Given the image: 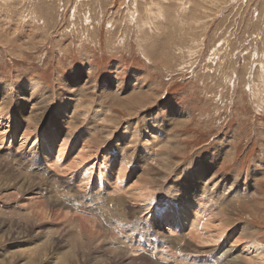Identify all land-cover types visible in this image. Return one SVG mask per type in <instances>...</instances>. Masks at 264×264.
<instances>
[{
    "label": "rangeland",
    "instance_id": "rangeland-1",
    "mask_svg": "<svg viewBox=\"0 0 264 264\" xmlns=\"http://www.w3.org/2000/svg\"><path fill=\"white\" fill-rule=\"evenodd\" d=\"M193 194L203 219L176 232L164 211ZM255 248L264 0H0V264H264Z\"/></svg>",
    "mask_w": 264,
    "mask_h": 264
},
{
    "label": "bare ground",
    "instance_id": "bare-ground-1",
    "mask_svg": "<svg viewBox=\"0 0 264 264\" xmlns=\"http://www.w3.org/2000/svg\"><path fill=\"white\" fill-rule=\"evenodd\" d=\"M7 2V1H6ZM160 14V13H159ZM221 25V24H220ZM152 27V26H151ZM197 45V44H196ZM25 79H27V78H25ZM24 81V80H23ZM26 81V80H25ZM39 82V81H38ZM41 83V82H40ZM43 94V93H42ZM72 94V93H71ZM71 96V95H70ZM64 99V98H63ZM61 101H62V99H61ZM65 101V100H64ZM63 102V101H62ZM53 103V102H52ZM43 108V107H42ZM7 109H8V107H7ZM32 109H34V108H32ZM40 109V108H39ZM44 109V108H43ZM4 110V109H3ZM45 110V109H44ZM6 111V110H5ZM41 112V111H40ZM40 112H39V114H40ZM104 114H106V113H104ZM108 114H112V113H109L108 112ZM42 115V114H41ZM32 116V115H31ZM110 116V115H109ZM108 116V117H109ZM76 117V116H75ZM102 117V116H101ZM111 117V116H110ZM113 117V116H112ZM41 118H42V116H41ZM117 118V117H116ZM30 119V118H29ZM29 119H28V121H29ZM32 119V118H31ZM39 119V118H38ZM103 119V118H102ZM115 119V118H114ZM41 120V119H40ZM109 120H111V119H109ZM33 121V120H32ZM39 121V120H38ZM107 121V120H106ZM96 122V121H95ZM113 122V121H112ZM118 122V121H117ZM36 123V122H35ZM111 123V122H110ZM119 125V124H118ZM118 125H116V126H118ZM115 126V125H114ZM126 132V131H125ZM158 133H159V131H158ZM137 137V136H136ZM37 138L40 140L39 142H40V145H39V147L43 150V154H44V157H45V160L47 161V162H50V161H58V159H59V154H61L62 153V149L61 148H58V146L59 145H57L56 144V141H54V140H52V139H50L48 136H45V135H43L42 133L40 134V135H38L37 136ZM26 139V138H25ZM25 139H21V141L23 142H25ZM168 139V138H167ZM96 140V139H95ZM95 140H93L92 142H94ZM132 140V139H131ZM131 140H130V142H131ZM64 142V141H63ZM98 142V141H97ZM152 142V141H151ZM150 142V143H151ZM90 144V143H89ZM94 145H95V142L93 143ZM169 144V143H168ZM86 145H88V143H86ZM165 145V144H164ZM91 146H92V144H91ZM96 146V145H95ZM95 146H93V147H95ZM160 147H162V145L160 146ZM88 148V147H87ZM92 148V147H91ZM149 148H152V146H149ZM159 148V147H158ZM168 148V147H167ZM95 149V148H94ZM101 149V148H100ZM148 149V148H147ZM161 149V148H160ZM77 148H76V153H77ZM149 150V149H148ZM153 150V149H152ZM88 151H89V149H88ZM95 151V150H94ZM101 151V150H100ZM179 151V150H178ZM97 152V151H96ZM152 151H150V153H151ZM167 152V151H166ZM177 154V153H176ZM76 155V154H75ZM90 155V154H89ZM94 155H95V153H94ZM153 155V154H152ZM91 156L92 155H90V158H91ZM160 156H161V154H160ZM167 156V155H166ZM175 156V155H174ZM88 157V156H87ZM73 158V157H72ZM214 158V157H213ZM86 159H89V157L88 158H86ZM152 159V158H151ZM157 159V158H156ZM169 159H170V157H169ZM169 159H167V160H169ZM172 159V158H171ZM77 160H78V158H77ZM79 161H80V159H79ZM174 161V160H173ZM158 162H160V163H163V161L161 162V161H158ZM166 163V162H165ZM175 163V162H174ZM167 164V163H166ZM161 165H163V164H161ZM168 165V164H167ZM170 166L172 165V164H169ZM168 165V166H169ZM178 165V164H177ZM164 166H165V164H164ZM172 166H174V165H172ZM167 168V167H166ZM165 169V168H164ZM167 169H169V168H167ZM171 169V168H170ZM8 170V169H7ZM163 170V169H162ZM173 170V169H172ZM148 171V170H147ZM149 171H151V170H149ZM148 171V172H149ZM157 171V170H156ZM148 172H145V173H147L148 174ZM159 172V171H158ZM166 172V171H165ZM152 173V172H151ZM156 173V172H155ZM171 173V172H170ZM156 174H158V173H156ZM164 174V173H163ZM145 176H146V174H144ZM144 176V177H145ZM191 176V175H190ZM141 177V176H140ZM139 177V178H140ZM148 177H149V175H148ZM161 177H163V176H161ZM197 177L198 178H200L201 176L198 174L197 175ZM141 178H143V177H141ZM201 178H203V177H201ZM146 179V178H145ZM144 179V180H145ZM151 180H152V178H150ZM142 180V179H141ZM103 181V180H102ZM197 181V180H196ZM100 183H102V182H99L98 181V184H100ZM144 183V182H143ZM136 184V183H135ZM134 184V185H135ZM142 184V183H141ZM148 184V183H147ZM30 185V184H29ZM144 185V184H143ZM150 185H152V184H150ZM149 185V186H150ZM145 186H146V188H145V190L147 189L148 190V188H147V185L145 184ZM144 186V187H145ZM158 186H160L159 184H158ZM200 186V185H199ZM139 187V186H138ZM144 187H143V189L142 190H144ZM150 188V187H149ZM156 188H157V186H156ZM206 188H207V186H206ZM210 188V187H209ZM154 189V188H153ZM159 189H161L160 187L158 188V190ZM172 189H173V186H172ZM190 189H192L191 187L189 188V190ZM142 190H140V192L142 191ZM144 190V191H145ZM156 190V189H155ZM204 190V189H203ZM149 191H151V190H149ZM154 191V190H153ZM152 191V192H153ZM206 191V190H205ZM210 191V190H209ZM214 191V190H213ZM152 192H147V194L148 193H151L152 194ZM155 192V191H154ZM204 192V191H203ZM207 192V191H206ZM205 192V193H206ZM143 193V192H142ZM208 193H211V192H208ZM139 194H141V193H139ZM144 194V193H143ZM7 195V194H6ZM133 196L132 197H134V194H132ZM195 194H193V196H192V198H191V200L190 201H184L183 203H181L180 205H177V206H174L173 207V205H171V206H169V209H173L174 210V213H172V212H170V213H168V211H164V216H166V217H168V215H171L170 216V218H168V226H170V227H173V229L177 232V231H179V229L181 228V227H183L184 228V226H187L188 228H190V229H193L196 225H197V221H200V220H202L203 219V216H204V214L202 215V212H201V209L199 208L200 206H199V202L197 201V199L195 198V196H199V195H195ZM243 195V194H242ZM245 195V194H244ZM135 196H136V193H135ZM148 196V195H147ZM209 196H210V194H209ZM218 196V195H217ZM221 196V195H220ZM11 197V196H10ZM131 197V196H130ZM130 197H127V198H130ZM131 197V198H132ZM138 197V196H137ZM150 197V196H149ZM153 197V196H152ZM130 198V199H131ZM137 199V198H136ZM227 199V198H226ZM127 201H128V199H126ZM142 200V199H141ZM140 200V201H141ZM144 200L145 199H143L142 201L144 202ZM195 202H194V201ZM231 200V199H230ZM130 202L132 201V200H129ZM139 201V200H138ZM146 201V200H145ZM220 201V200H219ZM224 201V200H223ZM196 202H198V204L196 203ZM226 201H224V203H225ZM128 203V202H127ZM135 203V202H134ZM152 203V202H151ZM229 203H230V201H229ZM131 204V203H130ZM153 204V203H152ZM227 204V203H226ZM51 205V204H50ZM125 205V204H124ZM127 205V204H126ZM223 205V204H222ZM221 205V206H222ZM229 205V204H228ZM136 206V205H135ZM233 206V205H232ZM231 206V207H232ZM254 207V206H253ZM123 208V207H122ZM126 208H128V207H126ZM227 208V207H226ZM228 209V208H227ZM227 211H229V210H227ZM226 212V211H225ZM228 213V212H227ZM231 213V212H230ZM173 214V215H172ZM219 214V213H218ZM134 215V214H133ZM207 215H208V213H207ZM212 215V214H211ZM222 215H226V214H222ZM229 216V215H228ZM251 216V215H250ZM67 217V216H66ZM207 217V216H206ZM223 217V216H222ZM212 218H214V217H212ZM211 218V219H212ZM219 218V217H218ZM219 219H221V216H220V218ZM223 219H224V217H223ZM229 219H230V217H229ZM212 221V220H211ZM210 221V222H211ZM215 221H216V219H215ZM217 221H218V219H217ZM224 221H225V219H224ZM223 221V222H224ZM230 220H228V222H229ZM226 222V221H225ZM225 222H224V224H222V227H223V229H221V230H219L218 232L217 231H215V232H217L216 234H214V235H211V234H209L210 235V237H208V241H206V242H215V241H221V237L224 235V233L226 234V232H225V227H227V225L225 224ZM234 222V221H233ZM40 223V222H39ZM42 223V222H41ZM215 223V222H214ZM35 224V223H34ZM37 224V223H36ZM47 224V223H46ZM218 224V223H217ZM12 225V224H11ZM47 225H49V224H47ZM207 225V224H206ZM208 225H209V223H208ZM207 225V226H208ZM211 225V224H210ZM210 225H209V227H210ZM236 225V224H235ZM13 226V225H12ZM198 226V225H197ZM218 226H221L220 225V223H219V225ZM217 226V227H218ZM229 226V225H228ZM249 226V225H248ZM25 227V226H24ZM209 227H207V228H209ZM213 227V224H212V226H211V228L210 229H213L212 228ZM216 226H215V228H217ZM231 227V226H230ZM51 228H53V227H51ZM218 228H220V227H218ZM217 228V229H218ZM229 227H227V229H228ZM50 229V228H49ZM60 229V228H59ZM209 229V230H210ZM21 230V229H20ZM47 230V229H46ZM75 230V229H74ZM169 230V229H168ZM173 230V231H174ZM207 231H209L208 229H206ZM96 231V230H95ZM170 231V230H169ZM200 231H201V229H200ZM212 231V230H211ZM211 231H210V233H211ZM255 231V230H254ZM191 232V231H190ZM199 232V231H198ZM204 232V231H203ZM25 233V232H24ZM94 233V232H93ZM193 233H195V232H192V234ZM206 233V232H205ZM4 234V233H3ZM201 234V233H200ZM203 234V233H202ZM244 234V233H243ZM23 235V234H22ZM99 235V234H98ZM204 235V234H203ZM249 235V234H248ZM4 236V235H3ZM11 236V235H10ZM17 236V235H16ZM70 236H71V234H70ZM92 236V235H91ZM200 237H201V235H199ZM198 236V237H199ZM205 236V235H204ZM207 236V235H206ZM247 236V235H246ZM251 236V235H250ZM95 237V236H94ZM244 237H245V235H244ZM247 237H249V236H247ZM252 237V236H251ZM250 237V238H251ZM253 237H254V235H253ZM206 238V237H205ZM67 239V238H66ZM83 239V238H82ZM100 239V238H99ZM236 239V238H235ZM247 239V238H246ZM243 240V239H242ZM250 240H252V239H250ZM253 241V240H252ZM255 241V240H254ZM253 241V242H254ZM202 242V241H201ZM204 242V241H203ZM202 242V243H203ZM206 242H205V245H206ZM222 242V241H221ZM242 242H244V241H242ZM246 242H248V241H246ZM79 243H81V242H79ZM92 243V242H91ZM102 243V242H101ZM105 244V243H104ZM204 244V243H203ZM239 244V243H238ZM244 244V243H243ZM65 245V244H64ZM109 245V244H108ZM193 245V244H192ZM207 245H210V244H207ZM252 245H254V244H252ZM28 246V245H27ZM67 246H68V243H67ZM70 246H72V245H70ZM84 246V245H83ZM255 246V245H254ZM253 246V247H254ZM259 246V245H258ZM260 246H262V245H260ZM69 247V246H68ZM140 247H142V248H144V249H146V250H144L145 252H144V254L146 255V256H148V257H150L151 259H153V260H155V261H157V259H155L154 257H161V258H163V259H165V260H167V259H170V258H173L175 261L177 260L176 259V257L177 256H175V257H173V255H172V253H170V252H166V251H164V250H161V251H159L158 249H157V247L155 246V248L152 246V245H149V244H143V245H141ZM205 247H207V246H205ZM24 248V247H23ZM55 248V247H54ZM70 248V247H69ZM252 248V247H251ZM257 248V247H256ZM254 249L252 252H251V256L253 255V256H256V258H255V260H258V261H260V257L262 258V256L264 255H262V256H260V254H258V249L260 248H258V249ZM19 249V248H18ZM47 249V248H46ZM48 249H50V248H48ZM53 249V248H52ZM68 249V248H67ZM71 249V248H70ZM111 249V248H110ZM202 249H205V248H202ZM57 250H58V248H57ZM75 249H73V251H74ZM133 250V249H132ZM156 250H158V251H156ZM42 251V250H41ZM47 251V250H46ZM46 251H44V252H46ZM70 251V250H69ZM72 251V252H73ZM86 251V250H85ZM111 251H112V249H111ZM113 251H115V250H113ZM189 251V250H188ZM195 251V250H194ZM197 251V250H196ZM200 251V250H199ZM59 252H61V251H59ZM66 252H68V251H66ZM132 252H135V250H133ZM203 252V251H202ZM86 253V252H85ZM260 253V252H259ZM39 254V253H38ZM61 254V253H60ZM206 254V253H205ZM234 254V253H233ZM246 254V253H245ZM71 255V254H70ZM242 255V254H241ZM241 255L239 256V257H241ZM73 257H75L74 256V254L72 255ZM72 256H70V257H72ZM252 256V257H253ZM236 258H237V256H235ZM234 257V258H235ZM239 257H238V259H239ZM63 258V257H62ZM66 258V257H65ZM235 258V259H236ZM242 259H243V257H241ZM56 259V258H55ZM55 259H54V261H55ZM69 259V258H68ZM237 259V260H238ZM58 260V259H57ZM72 260H74V258H72L71 259V261ZM188 260V259H187ZM244 260V259H243ZM245 260H247V262L249 261V259H245ZM253 260V259H252ZM263 260V259H262ZM45 261V260H44ZM50 261V260H49ZM66 261H67V259H66ZM84 261V260H83ZM239 261H241L240 259H239ZM30 262V261H29ZM43 262V261H42ZM61 262V261H60ZM68 262V261H67ZM118 262V261H117ZM199 262V261H198ZM229 262V261H228ZM227 262V263H228ZM250 262V261H249ZM264 262V261H263ZM64 263V262H63ZM72 263V262H71ZM70 263V264H71ZM110 263V262H109ZM195 263V262H194ZM256 263V262H255ZM46 264V263H45ZM96 264V263H95ZM204 264H210L209 262L208 263H204ZM230 264V263H229ZM239 264V263H238ZM251 264V263H250Z\"/></svg>",
    "mask_w": 264,
    "mask_h": 264
}]
</instances>
